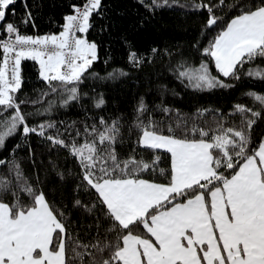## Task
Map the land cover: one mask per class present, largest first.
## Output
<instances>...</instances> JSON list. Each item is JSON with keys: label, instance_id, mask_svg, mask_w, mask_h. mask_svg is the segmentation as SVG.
Returning a JSON list of instances; mask_svg holds the SVG:
<instances>
[{"label": "snow or ice", "instance_id": "6c2138e0", "mask_svg": "<svg viewBox=\"0 0 264 264\" xmlns=\"http://www.w3.org/2000/svg\"><path fill=\"white\" fill-rule=\"evenodd\" d=\"M139 2L150 12L206 13L201 37L215 34L198 50L218 75L207 60L198 66L183 61L174 71L185 87L212 92L234 89L244 78L264 83V0ZM15 3L0 0V150L14 137L28 141L35 135L49 151H66L79 168L75 190L94 200L50 199L39 172L27 175L16 159L22 146L17 143L0 157V264H264V135L253 139L254 127L264 122V94L244 92L253 106L237 102L226 115L209 108L184 115L157 105L167 122L155 119L141 97L127 128L135 139L126 155L119 151L121 117H91L79 125L53 119L30 123L87 95L80 85L86 73L96 75L89 69L98 46L86 34L93 15L101 14L102 0L73 5L62 31L42 36L24 34L10 20ZM22 23L35 28L31 11ZM24 61L39 65L46 85L35 99L21 98ZM130 61L143 62L135 52ZM123 75L120 70L109 79ZM104 105L102 95L94 98V108ZM209 113L210 121L204 119ZM229 117L238 121L229 123ZM162 153L170 162L167 170L160 166ZM29 157L35 166L30 145ZM156 173L167 183L145 178ZM56 175L65 179L62 171ZM75 212L86 213L92 224L77 226L71 220Z\"/></svg>", "mask_w": 264, "mask_h": 264}, {"label": "trees", "instance_id": "16d2710c", "mask_svg": "<svg viewBox=\"0 0 264 264\" xmlns=\"http://www.w3.org/2000/svg\"><path fill=\"white\" fill-rule=\"evenodd\" d=\"M84 2L85 0H16V3L10 6L15 9L16 15L10 17V20L27 35L59 34L65 23L64 17L73 13V5L79 6ZM149 2L150 0H145V3ZM27 11L32 13L35 28L31 24L22 23ZM231 15L229 12L225 20ZM205 19L206 13H194L179 8H163L150 12L139 0H102L101 14L93 15L92 27L86 34V38L98 46V59L89 69V73L96 75L86 73L87 79L80 85L81 93L87 95L83 96L78 104L73 103L66 109L57 107L50 117H33L29 122L53 119L68 124L75 121L79 125L85 119L91 122V117L104 116L108 120L121 117L124 124V142L119 146V151L121 155H126L134 146L135 139L134 136L129 138L127 128L141 97L153 109V117L165 122L168 117L156 109L157 105L184 115H191L198 108L219 109L220 115H226L237 102L253 106L252 101L243 94L249 90L264 94L262 82L244 78L234 82L237 84L236 88L228 91L199 92L185 87L177 78L174 69L183 61L198 66L202 60H207L213 75H218L214 64L209 58L201 56L198 50L206 46L211 35L215 34L209 30L211 35L201 37ZM153 48L157 49L155 53L152 52ZM133 52L142 58L143 62L139 66H134L130 61ZM38 69L39 65L34 61L22 62L24 96L21 98L26 96L35 99L40 91L46 88L44 82L39 79ZM120 70L126 75L109 79L110 73ZM100 95L104 97L105 105L96 109L93 107L94 98ZM31 110L33 109L25 107V111ZM211 118V113L204 117L209 121ZM233 120L238 121V117H229V123ZM260 135H264V122H258L253 130L254 140ZM17 143L22 146L16 151V159L27 175L39 172L41 180L46 181L44 190L48 192L50 199H54L58 204H70L74 196H79L86 203L94 200L89 194L77 193L75 190L79 168L66 151H49L48 143L35 135L28 141L17 136L6 142L5 148L0 150V157L8 156ZM29 145L35 152V166L29 157ZM161 155L160 166L167 170L170 166L169 159L166 154ZM53 163L57 165V169L51 167ZM57 170L65 173L63 181L56 175ZM145 178L167 183L158 173L146 174ZM71 220L77 226L90 225L93 222L91 217L81 212L73 213ZM80 236L85 241L90 238L83 231Z\"/></svg>", "mask_w": 264, "mask_h": 264}, {"label": "built area", "instance_id": "2783aa9c", "mask_svg": "<svg viewBox=\"0 0 264 264\" xmlns=\"http://www.w3.org/2000/svg\"><path fill=\"white\" fill-rule=\"evenodd\" d=\"M72 14H74V13H72Z\"/></svg>", "mask_w": 264, "mask_h": 264}]
</instances>
